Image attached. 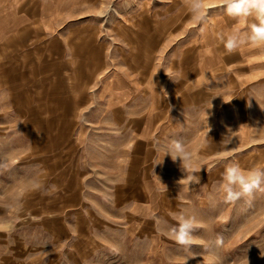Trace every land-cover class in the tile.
<instances>
[{"label":"rangeland","instance_id":"374dc122","mask_svg":"<svg viewBox=\"0 0 264 264\" xmlns=\"http://www.w3.org/2000/svg\"><path fill=\"white\" fill-rule=\"evenodd\" d=\"M205 6L197 23L182 0H107L58 71L0 74V264H264V193L217 190L230 161L264 167V45L227 54L253 18ZM172 140L200 184L155 165ZM181 211L195 258L168 235Z\"/></svg>","mask_w":264,"mask_h":264},{"label":"crops","instance_id":"0c3cea01","mask_svg":"<svg viewBox=\"0 0 264 264\" xmlns=\"http://www.w3.org/2000/svg\"><path fill=\"white\" fill-rule=\"evenodd\" d=\"M104 1L0 0V74L58 71L65 43L95 40L87 27ZM0 88L13 87L5 79Z\"/></svg>","mask_w":264,"mask_h":264},{"label":"clouds","instance_id":"9594fccd","mask_svg":"<svg viewBox=\"0 0 264 264\" xmlns=\"http://www.w3.org/2000/svg\"><path fill=\"white\" fill-rule=\"evenodd\" d=\"M182 3L195 22H206V0H182ZM219 3L226 15L237 20L239 24H244L249 17L253 18L248 30L242 31L236 27L226 37L221 38L227 54L237 52L246 44L264 45V0H219ZM158 156L155 165L162 164L164 157L170 156L173 162L179 160L181 170L187 174L188 182L200 184L198 173L202 166L194 163L193 154L182 142L177 140L167 142L158 152ZM217 190L226 204H235L241 199L250 204L255 193H264V167L257 166L245 170L237 161H230L224 166L222 180ZM175 218L177 225L170 229L168 235L176 244L182 246L184 252L190 253L189 259L195 258L196 254L190 251L195 218L186 215L184 211L176 214ZM9 228L10 225L0 222V230L7 231ZM222 242V237L218 236L215 244L219 246Z\"/></svg>","mask_w":264,"mask_h":264}]
</instances>
